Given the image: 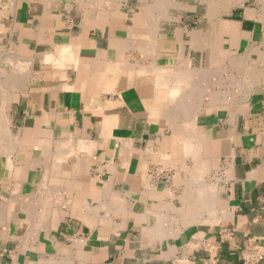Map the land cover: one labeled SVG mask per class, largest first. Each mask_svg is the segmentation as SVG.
Instances as JSON below:
<instances>
[{
    "label": "crops",
    "instance_id": "1",
    "mask_svg": "<svg viewBox=\"0 0 264 264\" xmlns=\"http://www.w3.org/2000/svg\"><path fill=\"white\" fill-rule=\"evenodd\" d=\"M77 1L16 22L0 264H264V6L153 34Z\"/></svg>",
    "mask_w": 264,
    "mask_h": 264
},
{
    "label": "rangeland",
    "instance_id": "2",
    "mask_svg": "<svg viewBox=\"0 0 264 264\" xmlns=\"http://www.w3.org/2000/svg\"><path fill=\"white\" fill-rule=\"evenodd\" d=\"M65 1L71 2V7L68 8L67 6V8L70 9V14L72 19L78 21L77 19L78 13L81 10H83V7L81 3L77 0H17L16 3H14V0H0V70H1L0 71V106L2 105V101L4 100L3 98L5 96L7 97V95H9L8 93L11 94L13 92L12 86L15 85L14 89L22 88L23 82L25 80H29L30 78V71H31L30 57L25 56L23 53L20 54L19 56L14 53V49H16L17 47L21 48L22 46L20 45L23 44L21 40L22 27L21 25L17 26L16 22H21L24 16L27 14H40L42 9L43 10L45 9L46 11L47 8H52L51 11L54 14L62 13L65 11ZM102 1L103 0H99L96 3H101ZM111 1H112L111 7H113V5L117 3L116 4L117 7H122L123 9L128 10L129 14H135V15L141 13L142 11H146L147 13L148 12L150 13L149 11L151 10L150 8H152V11H154L155 9L153 8L155 6L156 7L159 6L157 5V3L159 4L164 3V6L162 7L163 15L162 14L161 16L159 15V18L156 20L157 28L159 29V31L169 28L173 29L174 27L177 28L178 25L181 26L182 24L188 25L189 29L194 28L199 24V18L204 17L205 14L208 15L217 14L216 17L218 18L222 17L224 19H228V18L238 17L248 9L252 10L255 9L256 7H260L261 5L264 6V0H157V1L156 0H111ZM31 2H33L34 5L31 4ZM77 2H79L80 4H78ZM120 3H122L123 5L121 6ZM16 57H20L23 59L24 66L26 68L22 69L20 67L23 66H17L18 64H16V62L14 63L13 59L15 60ZM23 61L20 62L23 63ZM19 68L21 69L22 76H20L21 74L20 70L17 71V69ZM22 70L24 71L25 74L23 73ZM18 72L20 73L18 74L20 77L17 75ZM11 74L12 75L14 74L15 77L11 76ZM23 74H24V79L21 78L23 77ZM11 77L15 78V79L12 78L15 82L11 80ZM12 82H14L15 84L13 85ZM10 99H11V95H10ZM6 103H10V100L9 102L6 101Z\"/></svg>",
    "mask_w": 264,
    "mask_h": 264
},
{
    "label": "bare ground",
    "instance_id": "3",
    "mask_svg": "<svg viewBox=\"0 0 264 264\" xmlns=\"http://www.w3.org/2000/svg\"><path fill=\"white\" fill-rule=\"evenodd\" d=\"M17 1V0H16ZM88 1V0H87ZM157 1V0H156ZM85 2V1H84ZM105 2H106V0H105ZM81 3H82V1H81ZM94 3V2H93ZM96 3V2H95ZM98 4H100V3H98ZM86 5V4H85ZM151 5V4H150ZM155 5V4H154ZM157 5H159L158 7H154L153 9H155L154 11H152V8H150L151 10H149L150 11V13L148 12V16L150 17V21H151V26H152V33L154 34L155 33V31H156V25H157V19L159 18V15L161 16V14L163 15V9H162V7L164 6V3L163 4H159V3H157ZM166 5V4H165ZM172 6V5H171ZM177 6V5H176ZM87 7H89V6H87ZM99 7V6H98ZM168 7V6H167ZM85 8H86V6H85ZM148 8H149V6H148ZM148 11V10H147ZM213 14V13H212ZM147 21V20H146ZM156 21V22H155ZM150 26V27H151ZM154 30V31H153ZM176 35V34H175ZM36 38V37H35ZM177 38V37H176ZM156 44V43H155ZM182 45L180 44V47H181ZM146 47V46H145ZM148 47V46H147ZM179 47V48H180ZM143 49V48H142ZM61 50V49H60ZM148 54V53H147ZM51 55V54H50ZM60 55H62V54H60ZM19 56V55H18ZM44 56V55H43ZM48 56V55H47ZM52 57V56H51ZM148 57V56H147ZM25 60V59H24ZM13 61H14V63L16 62V64H18L17 66H23V67H20V68H22V69H24V68H26L25 66H24V61H23V59L22 58H20V57H16V59L14 60L13 59ZM20 61H23V63L22 62H20ZM43 61H44V59H43ZM57 61V60H56ZM178 61V60H177ZM52 62V61H51ZM20 63H22V64H20ZM26 63V62H25ZM54 63V62H53ZM60 64V63H59ZM26 65V64H25ZM252 65V64H251ZM13 66V65H12ZM155 67V66H154ZM13 68V67H12ZM18 68V67H17ZM17 69V71L18 70H20V73H21V69ZM143 70V69H142ZM157 70V69H156ZM164 70V69H163ZM1 71V70H0ZM14 71V70H13ZM23 71V70H22ZM158 71V70H157ZM160 71V70H159ZM158 71V72H159ZM162 71V70H161ZM3 72V71H2ZM11 73H12V71H11ZM19 72L17 73V75L18 74H20ZM23 73H24V71H23ZM160 73H162V72H160ZM7 74V73H6ZM25 74V73H24ZM24 74H23V77H21L22 79H24ZM9 75V74H8ZM11 76H14V74L12 75L11 74ZM19 76V75H18ZM20 76H22V73L20 74ZM19 76V77H20ZM166 76V75H165ZM15 77V76H14ZM14 77H11V80L12 81H14L12 78H14ZM21 78H18V79H21ZM6 79H7V77H6ZM15 79V78H14ZM176 79V78H175ZM18 81V80H17ZM162 81V80H161ZM15 82V81H14ZM14 82H12L13 83V85L15 84ZM166 82V81H165ZM10 84V83H9ZM3 85V84H2ZM15 86V85H14ZM14 86H12L13 87V89L12 90H14ZM178 88V87H177ZM16 89V88H15ZM174 89V88H173ZM180 90H181V88H180ZM4 91V90H3ZM11 91V90H10ZM175 92H177V91H175ZM181 92V91H180ZM9 95H7V97L5 98L4 97V94H3V99L4 100H6L7 102H8V100L10 99V93H8ZM2 101V105L0 106V127H6V125H7V118H6V116H7V114H4V109H5V106H6V101ZM7 113V112H6ZM6 115V116H5ZM1 129V128H0ZM4 131V130H3ZM8 131V130H7ZM5 133L3 132V134H2V136L4 135ZM8 134V133H7ZM14 143H16V142H14ZM41 201V200H40ZM40 207H41V205H40ZM32 227V226H31Z\"/></svg>",
    "mask_w": 264,
    "mask_h": 264
},
{
    "label": "built area",
    "instance_id": "4",
    "mask_svg": "<svg viewBox=\"0 0 264 264\" xmlns=\"http://www.w3.org/2000/svg\"><path fill=\"white\" fill-rule=\"evenodd\" d=\"M263 258V255H259L257 257L255 256H248L246 259H245V262L247 263H254V262H257L259 260H261Z\"/></svg>",
    "mask_w": 264,
    "mask_h": 264
}]
</instances>
